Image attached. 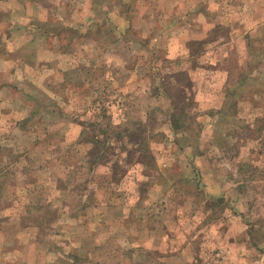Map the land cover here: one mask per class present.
<instances>
[{"label": "rangeland", "instance_id": "rangeland-1", "mask_svg": "<svg viewBox=\"0 0 264 264\" xmlns=\"http://www.w3.org/2000/svg\"><path fill=\"white\" fill-rule=\"evenodd\" d=\"M102 1L110 22L132 25L107 34L134 44L87 48L71 33L57 99L41 94L22 125L10 113L0 122V264H201L198 247L218 245L194 236L236 196L264 225V0H129L121 19L118 0ZM61 5L76 24V0ZM184 12L210 27L171 59ZM210 165V180L239 193L200 208L186 181ZM262 254L246 258L264 264Z\"/></svg>", "mask_w": 264, "mask_h": 264}, {"label": "crops", "instance_id": "crops-1", "mask_svg": "<svg viewBox=\"0 0 264 264\" xmlns=\"http://www.w3.org/2000/svg\"><path fill=\"white\" fill-rule=\"evenodd\" d=\"M61 2H64V0H0V25L5 24L6 27L5 30L0 31V122H2V118L6 119V117H3L5 114L10 113L11 116H8L14 118L17 124L22 125L29 120L30 115L37 109H33V103L34 100L40 99L41 94L43 96L50 94L51 97L54 96V99L59 96L55 86L57 84L58 86L59 84L64 85L62 82L65 74V72L63 74V65L60 64L59 58L64 55V44H68L69 41L72 42L71 33L73 35L76 31V34L86 35L84 44H80L81 46H88L87 48L92 45L97 47L98 45H110L119 42L134 44L133 40L126 42L127 38L123 36L127 31L131 32L130 27L132 25L126 20L125 22L120 21V24L110 22L108 20L111 17L110 9L104 1L101 0L98 3L97 0H76V24L66 21L67 19L65 20L61 8L63 3L61 5ZM111 5L112 3L109 4L110 7ZM129 5V0H118L113 4L116 9V12H113L114 16L116 14V18L120 16V19L125 18L126 12L130 10ZM74 6L71 8L67 6V9L64 10L67 12L73 11ZM99 14H107L108 17L102 19L101 16L97 17ZM78 17L82 19L79 20ZM180 17L178 29L183 28L187 32L182 34L183 45H178L180 44L178 43L179 38H175V40L172 39L174 36L170 38L168 57L171 59H177L186 53L188 41L198 39L202 41L206 37V30L210 27L207 22L204 25V21L201 20L202 16H200L199 24L195 22V26L192 27L190 21L187 20L186 12L182 13ZM115 27L125 31V33L121 36L110 37L108 35L110 29ZM93 29L95 30L92 31ZM98 29L100 32L96 33ZM66 32H68L67 40L65 39ZM157 37V32L152 33L149 43L153 45L154 39ZM177 37H180V35ZM134 42L140 44L137 40ZM176 45L178 46L176 47ZM101 49L103 55L109 52L106 47ZM82 52H84L83 49ZM72 54L73 52L69 54L70 58ZM189 55L186 54L183 58L188 59ZM76 60L79 59L76 57ZM195 73V71H192L191 75L195 76ZM211 167L212 165L202 167L203 176L201 181H186V189L189 190L190 197L199 200L196 204H199L200 208L208 202L218 201L219 199L226 202L228 198L225 197H230L234 193L238 195L239 193L238 190L231 188V190L226 191L224 183L219 179L213 178L210 180L207 173ZM206 177L208 180H205ZM237 183L234 182L233 184L237 187ZM236 197L234 196L236 200L233 204L230 205L229 202L230 209H226L227 211H224L216 219L214 224V226H217L216 228L213 225L211 228L205 227V230L200 231V236L199 232L194 236L195 241H198L199 237H215L218 246L216 248L210 246L198 247V251L201 252L192 256L193 260L200 261L201 264H208L210 255L214 260L219 261V264H226L227 262L230 264L229 261L238 264H257L256 258L247 260L246 254L251 252V249L254 253L257 250L264 253V225L258 223L260 218L252 211L250 206L242 205L239 210L237 208L239 198ZM222 220L230 225L231 234L228 239L224 238L222 227H220ZM232 221L233 223H230ZM205 233L207 236H204ZM210 248L217 250L211 254L209 253ZM240 249L244 250L240 251ZM245 249L247 252H245ZM188 256L187 259L191 262ZM261 257H264V254ZM170 263L168 262V264Z\"/></svg>", "mask_w": 264, "mask_h": 264}, {"label": "trees", "instance_id": "trees-1", "mask_svg": "<svg viewBox=\"0 0 264 264\" xmlns=\"http://www.w3.org/2000/svg\"><path fill=\"white\" fill-rule=\"evenodd\" d=\"M173 124V123H172Z\"/></svg>", "mask_w": 264, "mask_h": 264}]
</instances>
